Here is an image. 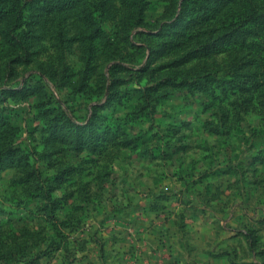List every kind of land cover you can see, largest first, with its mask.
Wrapping results in <instances>:
<instances>
[{
	"label": "rangeland",
	"instance_id": "1",
	"mask_svg": "<svg viewBox=\"0 0 264 264\" xmlns=\"http://www.w3.org/2000/svg\"><path fill=\"white\" fill-rule=\"evenodd\" d=\"M230 193L264 264V0H0V264Z\"/></svg>",
	"mask_w": 264,
	"mask_h": 264
},
{
	"label": "crops",
	"instance_id": "2",
	"mask_svg": "<svg viewBox=\"0 0 264 264\" xmlns=\"http://www.w3.org/2000/svg\"><path fill=\"white\" fill-rule=\"evenodd\" d=\"M232 186L229 182L212 185L216 191ZM217 195L211 211L202 209L210 208L205 196L199 200L176 196L159 202L171 205L170 212L153 207L144 212V207L134 204L116 216L102 215L98 241L88 237L86 251L75 264H263L253 259L260 247H252L248 231L232 227H249L246 210L242 208L235 218L232 194ZM198 201L203 203L200 209ZM140 202L143 206L148 200Z\"/></svg>",
	"mask_w": 264,
	"mask_h": 264
}]
</instances>
